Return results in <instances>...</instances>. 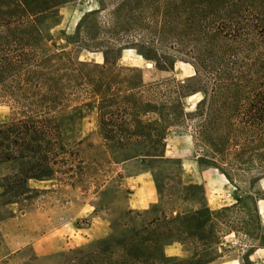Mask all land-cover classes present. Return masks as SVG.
Instances as JSON below:
<instances>
[{"label":"trees","instance_id":"obj_1","mask_svg":"<svg viewBox=\"0 0 264 264\" xmlns=\"http://www.w3.org/2000/svg\"><path fill=\"white\" fill-rule=\"evenodd\" d=\"M63 1L0 0V96L8 97L20 112L0 124V220L11 215L12 204L34 190L29 186L30 179H50L60 172L59 167L66 165L71 170V162L77 159V152L67 147L69 143L63 138L58 119L69 96L71 78L65 77L63 68L47 65L48 57L41 56L38 45L46 35L48 21L54 19L56 8ZM159 2L123 0L108 15V39L96 32L86 34L91 47L101 50L104 62L89 67L80 62L71 65L75 74L78 69L83 71L79 79L87 81L86 91L99 97V125L104 138L126 145L151 142L159 135L145 132V125L136 117L154 111L158 105L163 107L164 103L151 98L160 83H142L132 67H121L127 72L119 69V73H106L113 64L110 57L120 48L119 39L114 36L139 31L142 34L126 35L128 47L156 63V35L168 38L172 45L189 38L195 41L189 51L195 60L192 80L201 86L208 83L211 92L197 103L194 111L202 118L196 130L198 136L208 144L223 147L230 142L229 135H236L237 140H246L258 150L264 145V89H253L245 78L248 55L258 47L250 70L252 76L264 74V50L260 51L264 49V19L256 15L249 18L253 13L246 7L247 0ZM171 83L174 90L168 91L175 93L185 86L167 80L166 87ZM158 91L162 96L167 92ZM236 139L232 143L238 144ZM259 163L256 164L264 165V161ZM154 180L160 192L156 176ZM147 211H138L136 216ZM209 213L203 205L193 215L200 219ZM191 217L178 214L172 218L174 225H157L168 218L163 210L138 229L123 225L131 230L119 234L118 225H111L112 232L104 237L43 256L33 253L31 260L35 264H209L214 227L187 225L192 223ZM175 242L181 244L185 257L165 253V246Z\"/></svg>","mask_w":264,"mask_h":264},{"label":"rangeland","instance_id":"obj_2","mask_svg":"<svg viewBox=\"0 0 264 264\" xmlns=\"http://www.w3.org/2000/svg\"><path fill=\"white\" fill-rule=\"evenodd\" d=\"M122 1L64 0L56 8L54 19L48 21L46 35L38 44L39 51L42 57H48L47 65L63 68L67 73L65 77L71 78L69 96L59 110L58 119L64 130L63 138L69 143L67 147L77 152V159L71 162V170L66 165L59 167L60 172L49 179L47 187L34 188L25 199L12 204L8 217L35 210L30 219L33 225L86 227L106 223L109 233L111 225H118L120 234L131 230L130 226L123 225H134L133 228L138 229L147 219L164 210L168 218L157 225H174L172 218L184 214L192 216V223L187 225L214 227L209 264H264V165L256 164L264 161L259 159L264 157V145L256 150L248 141L229 135L230 142L215 147L198 136L196 130L202 118L194 111L197 103L211 92L208 83L201 86L192 80L195 60L189 51L195 47V41L189 38L172 45L168 38L156 35L153 40V50L159 59L156 63L128 47L126 35L133 37L132 34L142 32H121L114 36L119 39L117 47L120 48L110 57L113 64L108 66L106 73H119L121 67H132L142 83H160L156 94L149 97L164 105L136 117V121L145 125V132L159 134L151 142L118 145L104 138L99 125V97L86 91L87 81L79 79L83 71L78 69L75 74L71 65L80 62L89 67L104 62L101 50L91 47L93 44L86 34L96 32L108 39V15ZM152 1L156 4L161 0ZM246 7L253 13L249 18L256 15L264 19V0H247ZM258 48L248 55L245 80L251 81L253 89L256 86L264 89V74L252 76L250 70ZM167 80L185 86L176 93L168 91L174 89L173 83L166 87ZM160 89L167 90L166 95L158 93ZM7 98L0 96V124L20 114ZM232 139L238 144L232 143ZM243 141L247 142L245 146ZM242 152L245 153L239 156ZM159 158H163V162L158 161ZM143 172L153 177L155 203L159 206L134 210L128 206L129 182ZM32 181H29L31 188ZM181 185L189 188L181 190ZM203 205L210 213L207 218L198 219L194 211ZM145 210L148 211L142 216H136L138 211ZM97 239L90 237L77 246ZM33 253L32 247L26 245L7 260L0 254V264H33ZM165 253L186 256L178 242L166 247Z\"/></svg>","mask_w":264,"mask_h":264},{"label":"crops","instance_id":"obj_3","mask_svg":"<svg viewBox=\"0 0 264 264\" xmlns=\"http://www.w3.org/2000/svg\"><path fill=\"white\" fill-rule=\"evenodd\" d=\"M33 180V188H45L47 180ZM133 182V183H132ZM128 206L134 210H143L156 202L153 177L147 172L134 176L129 182ZM35 210H27L20 216L13 215L0 221V254L6 260L21 247L30 245L34 253L43 256L49 253L67 250L88 240L101 238L109 233L106 223L101 225H33L31 215ZM50 219V218H48ZM172 245V244H170ZM166 245V247L170 246ZM177 256V255H174Z\"/></svg>","mask_w":264,"mask_h":264}]
</instances>
